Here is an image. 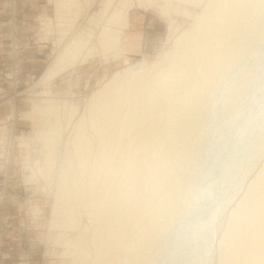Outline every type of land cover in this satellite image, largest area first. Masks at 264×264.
<instances>
[{
    "label": "bare ground",
    "instance_id": "obj_1",
    "mask_svg": "<svg viewBox=\"0 0 264 264\" xmlns=\"http://www.w3.org/2000/svg\"><path fill=\"white\" fill-rule=\"evenodd\" d=\"M78 2H54L58 44ZM113 2L96 15L97 35L55 51L35 86L96 47L119 50L128 15ZM177 13L185 21L168 51L104 80L65 137L60 115L68 125L76 107L48 91L35 106L53 118L34 132V164L51 187V225L68 232L69 264H264V0H177Z\"/></svg>",
    "mask_w": 264,
    "mask_h": 264
},
{
    "label": "rangeland",
    "instance_id": "obj_2",
    "mask_svg": "<svg viewBox=\"0 0 264 264\" xmlns=\"http://www.w3.org/2000/svg\"><path fill=\"white\" fill-rule=\"evenodd\" d=\"M104 1L79 0L77 6L72 4L70 10L65 9L68 33L58 44L60 33L55 26V0H32V4L28 3L23 9L20 0H0V21L5 28L4 37L0 38V133L3 134L7 129L3 142L0 139V157H4L7 163L3 165L0 161V264L70 262L64 254L67 231L63 227L51 225V209L54 204L51 187L48 180L41 178L34 164L37 161L36 149L33 147L36 135L34 132L50 126L49 123L53 120L51 116L47 118L36 111L35 106L44 98L43 92L48 91L47 96L66 105V110L71 105L77 109L72 119L70 118V125H67L68 119L64 116L66 113L60 115V129L62 128V136L65 137L76 120L85 113L90 94L104 80L116 70L137 61L146 64L157 61L162 52L168 51L172 39L180 31L177 27H183L185 21L177 13V0H155L149 5L146 0H114V8L120 9L123 15H128L125 25L122 24L124 27L121 25L123 29L119 50L114 53L99 52L95 38H90L88 43L93 42L91 46L96 48L87 57V61L60 72L46 84L35 86L52 61L54 53L65 43L71 39L85 42L89 41V37L97 35L98 27L94 22ZM141 1L144 4L141 5ZM75 12L77 14L74 18ZM25 13L30 16V30H27V26L22 28ZM41 18L50 19L51 23L41 21ZM21 35L22 41L30 42L26 47L43 46V58L39 59L35 55L36 58L31 62L29 56L24 57ZM38 53L35 52L37 55ZM64 102L66 103L63 104ZM6 125L8 127L2 130ZM261 131H257L260 136L262 132L264 134V130ZM257 132L249 137L253 138L251 142L257 137ZM219 133L220 131L216 132ZM21 134L30 138L26 144H20ZM249 138L247 143L250 142ZM241 152L242 150L239 153ZM41 154L38 155L39 164L42 165L44 154ZM23 167L34 169L31 180H25L26 177L22 175ZM222 176L224 175H220ZM58 237L60 241L55 240H59Z\"/></svg>",
    "mask_w": 264,
    "mask_h": 264
},
{
    "label": "crops",
    "instance_id": "obj_3",
    "mask_svg": "<svg viewBox=\"0 0 264 264\" xmlns=\"http://www.w3.org/2000/svg\"><path fill=\"white\" fill-rule=\"evenodd\" d=\"M20 2H21L22 9L25 8L28 3L32 4L31 3L32 0H20ZM25 15H26L25 18L22 19V23H23L22 28L24 26H27V30H30L28 28L30 16H28L29 14H27V13H25ZM3 26H4V24H1V21H0V38L4 37L3 30H5V28ZM21 44L23 46V55H24V57H28L29 56L31 62H33L32 60H34L36 58L35 55L39 59L43 58L42 57V49H43V46H41V45H30L29 48L26 47V45H29L30 42H28V41H22V35H21ZM35 52H39L38 55L35 54ZM0 79H1V74H0ZM23 80L25 81L26 78H23Z\"/></svg>",
    "mask_w": 264,
    "mask_h": 264
}]
</instances>
